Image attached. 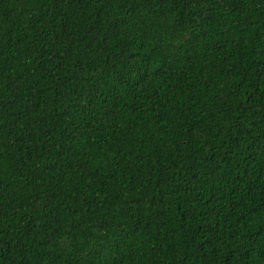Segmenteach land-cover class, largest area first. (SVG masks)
<instances>
[{
  "label": "trees",
  "instance_id": "1",
  "mask_svg": "<svg viewBox=\"0 0 264 264\" xmlns=\"http://www.w3.org/2000/svg\"><path fill=\"white\" fill-rule=\"evenodd\" d=\"M0 264H264V0H0Z\"/></svg>",
  "mask_w": 264,
  "mask_h": 264
}]
</instances>
